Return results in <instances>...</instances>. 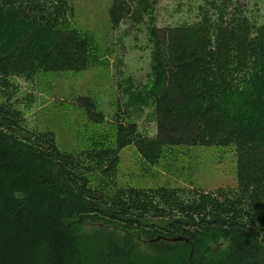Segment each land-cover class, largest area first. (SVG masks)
I'll return each mask as SVG.
<instances>
[{"label":"trees","instance_id":"obj_1","mask_svg":"<svg viewBox=\"0 0 264 264\" xmlns=\"http://www.w3.org/2000/svg\"><path fill=\"white\" fill-rule=\"evenodd\" d=\"M154 1L112 0V25L141 22ZM73 9L0 0L3 90L15 87L10 75L88 66ZM151 39L153 134L119 113L114 145L68 151L0 103V264H264V20L238 0H206L191 23L152 25ZM130 144L149 164L173 145H233L237 184L119 186Z\"/></svg>","mask_w":264,"mask_h":264},{"label":"rangeland","instance_id":"obj_2","mask_svg":"<svg viewBox=\"0 0 264 264\" xmlns=\"http://www.w3.org/2000/svg\"><path fill=\"white\" fill-rule=\"evenodd\" d=\"M205 1L155 0L141 22L133 24L126 19L113 26L109 17L112 0H73L70 26L89 39L88 66L39 70L31 78L10 75L15 87H0V103H14L27 127L53 131L57 146L68 151L78 152L100 141L114 145L119 113L121 119L135 121L142 133L153 134L151 26L191 23L199 18V8ZM238 1L246 7L251 22L264 20V0ZM86 100L93 102L91 108L101 114L98 121L89 115ZM119 156V186L214 189L237 184L233 145H173L156 164L147 163L132 144L123 147Z\"/></svg>","mask_w":264,"mask_h":264},{"label":"water","instance_id":"obj_3","mask_svg":"<svg viewBox=\"0 0 264 264\" xmlns=\"http://www.w3.org/2000/svg\"><path fill=\"white\" fill-rule=\"evenodd\" d=\"M160 237L161 236H156V237L153 238V240H158V239H160ZM164 238L167 239V240H171V241H176V240L183 239V237L180 236V235H177V236H174V237H164Z\"/></svg>","mask_w":264,"mask_h":264}]
</instances>
